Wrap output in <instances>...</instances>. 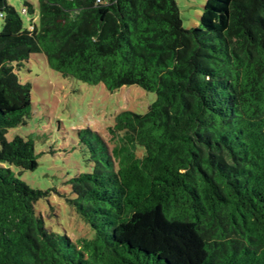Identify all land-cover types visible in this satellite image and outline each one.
<instances>
[{
    "label": "trees",
    "instance_id": "obj_1",
    "mask_svg": "<svg viewBox=\"0 0 264 264\" xmlns=\"http://www.w3.org/2000/svg\"><path fill=\"white\" fill-rule=\"evenodd\" d=\"M24 6L28 26L0 0V264H264V0H207L189 29L176 0H39L38 21ZM37 52L65 77L157 93L116 115L120 145L82 136L92 170L64 196L90 228L78 239L13 169L39 165L33 139L6 136L32 106L15 64Z\"/></svg>",
    "mask_w": 264,
    "mask_h": 264
},
{
    "label": "rangeland",
    "instance_id": "obj_2",
    "mask_svg": "<svg viewBox=\"0 0 264 264\" xmlns=\"http://www.w3.org/2000/svg\"><path fill=\"white\" fill-rule=\"evenodd\" d=\"M26 1L35 6L34 20L38 21L39 0H8L28 26L23 11ZM206 1L176 0L185 28L200 25ZM2 29L0 16V32ZM15 71L23 83L32 84V106L26 123L10 128L6 136L9 140L17 135L33 139L39 165L34 170L15 166L13 169L31 187L49 191L47 197L39 200L37 208L55 230H67L74 239L89 236V226L64 198L72 195L70 179L92 170V152L82 136L92 139L88 131H97L110 149L120 145L121 134L113 136L109 129L115 124L116 115L123 110L146 113L156 101L157 93L138 85L110 91L102 83L93 85L65 77L50 67L42 52L31 54L22 65L15 64ZM144 152V148L138 147L139 155Z\"/></svg>",
    "mask_w": 264,
    "mask_h": 264
},
{
    "label": "built area",
    "instance_id": "obj_3",
    "mask_svg": "<svg viewBox=\"0 0 264 264\" xmlns=\"http://www.w3.org/2000/svg\"><path fill=\"white\" fill-rule=\"evenodd\" d=\"M23 11L26 12V9L23 8ZM28 20H30V18H28ZM34 20V19H33ZM35 21V20H34ZM30 29L33 30L34 29V23L32 22V24H30Z\"/></svg>",
    "mask_w": 264,
    "mask_h": 264
}]
</instances>
